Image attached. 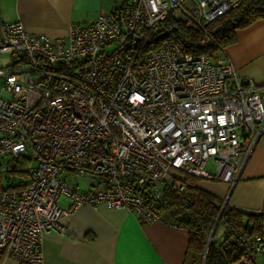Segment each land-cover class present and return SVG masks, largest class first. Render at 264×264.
I'll use <instances>...</instances> for the list:
<instances>
[{"label":"built area","instance_id":"obj_1","mask_svg":"<svg viewBox=\"0 0 264 264\" xmlns=\"http://www.w3.org/2000/svg\"><path fill=\"white\" fill-rule=\"evenodd\" d=\"M242 1L120 0L57 37L0 23V53L19 59L0 66V263L44 264V236L65 233L62 216L81 205L148 223L167 184L237 182L264 136V84L240 77L224 48L213 55L207 35L200 53L171 34L147 53L141 44L169 18L203 31ZM224 226L264 256V231Z\"/></svg>","mask_w":264,"mask_h":264},{"label":"crops","instance_id":"obj_2","mask_svg":"<svg viewBox=\"0 0 264 264\" xmlns=\"http://www.w3.org/2000/svg\"><path fill=\"white\" fill-rule=\"evenodd\" d=\"M119 4L120 0H0V23L20 20L30 32L67 36L71 24L87 23ZM224 50L240 77L264 84V17L237 29L235 42ZM195 185L244 213H264V136L234 185L207 179L195 180ZM61 204L66 210L68 201L61 198ZM62 221L65 233L44 236V264H196L187 249L188 230L164 216L144 223L134 213L102 202L64 213ZM214 236L219 243L224 227ZM0 264L18 262L4 258ZM250 264H264V256L252 257Z\"/></svg>","mask_w":264,"mask_h":264},{"label":"trees","instance_id":"obj_3","mask_svg":"<svg viewBox=\"0 0 264 264\" xmlns=\"http://www.w3.org/2000/svg\"><path fill=\"white\" fill-rule=\"evenodd\" d=\"M259 17H264L262 0L242 1L236 7L230 8L206 23L203 31L191 29L183 20L169 18L163 25L147 33L141 44V52L147 53L159 46L164 38L154 40V35L164 29H170L171 35L187 52H202L197 43L205 35L209 36L212 39L211 50L214 55L219 48H225L235 42L237 29L245 27ZM18 60L16 55H12L13 62ZM196 179L198 178L186 176V186L182 191H177L169 184L164 186V198L157 207L160 217H167L170 222L188 230L187 249L191 258L195 257L194 255H201L203 259L206 248L204 264H230L241 259L250 264L251 258L257 254L240 248L236 238L224 223L233 224L238 229L252 234L264 231V213H244L227 203L223 204L222 199L196 186ZM216 219L217 223L208 241ZM219 225L224 227V237L217 243L214 235ZM18 264L28 263L18 262Z\"/></svg>","mask_w":264,"mask_h":264},{"label":"rangeland","instance_id":"obj_4","mask_svg":"<svg viewBox=\"0 0 264 264\" xmlns=\"http://www.w3.org/2000/svg\"><path fill=\"white\" fill-rule=\"evenodd\" d=\"M11 57H12V55L0 53V66H5L7 64H10L12 62ZM0 86H1V82H0ZM206 168L211 172L214 171V167H213V164L211 161H208L206 163ZM196 180H198V179H196ZM78 181H79L81 188H86L88 186V181L86 179H79ZM220 227H222V225L218 226V228L215 231L216 234L219 233ZM208 241H209V239H208ZM194 256H195L194 258H195L196 264H201L202 263L201 255H194ZM242 262H243V264H246L243 260H240L239 262H231L230 264H241Z\"/></svg>","mask_w":264,"mask_h":264},{"label":"water","instance_id":"obj_5","mask_svg":"<svg viewBox=\"0 0 264 264\" xmlns=\"http://www.w3.org/2000/svg\"><path fill=\"white\" fill-rule=\"evenodd\" d=\"M169 34H171V30H170V29H164V30H162V31H160V32H158V33H156V34L154 35L153 39H154V40H158V39H160V38H165V37L168 36ZM137 40H138V37H135V41H137ZM153 205H154L155 207H159V203H158V202H154ZM186 217H187V214H186ZM216 223H217V219H216V221L214 222V225H213V227H212V229H211V231H210V234H209V237H208L209 240H210V238H211V235H212V232H213V229H214ZM205 252H206V248H205L204 255H203V259H202V264H204V256H205Z\"/></svg>","mask_w":264,"mask_h":264}]
</instances>
